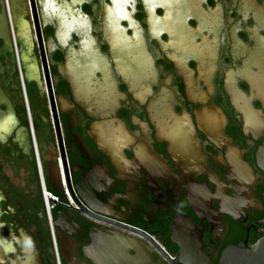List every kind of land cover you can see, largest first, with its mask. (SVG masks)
<instances>
[{"label":"flooded vegetation","instance_id":"flooded-vegetation-1","mask_svg":"<svg viewBox=\"0 0 264 264\" xmlns=\"http://www.w3.org/2000/svg\"><path fill=\"white\" fill-rule=\"evenodd\" d=\"M34 3L59 129L28 3L45 112L0 129V264H129L116 238L218 264L264 238V0Z\"/></svg>","mask_w":264,"mask_h":264},{"label":"water","instance_id":"water-1","mask_svg":"<svg viewBox=\"0 0 264 264\" xmlns=\"http://www.w3.org/2000/svg\"><path fill=\"white\" fill-rule=\"evenodd\" d=\"M29 3V7L31 9L32 21L35 28V34L37 39V44L40 52L41 59V70L43 72L45 83L47 84V91L50 95V106L51 113L53 115V123L56 130L59 129L58 120L56 115L55 104L52 98V92L50 88L49 82V74L47 63L44 54V46L41 36V28L39 26L37 12L35 8L34 0H27ZM5 11L8 18V23L10 27L11 36L13 38V45L15 50V55L17 58L18 66H20V62L22 61L24 64V72L20 71V78H22V74H24L26 79L35 80L39 83L38 77V68L34 60L29 57L30 53V28L28 21L23 17L18 15V11L16 6L13 4V0H4ZM0 34L3 32L0 30ZM16 41L19 42L21 46H23V50L19 53L16 48ZM25 49V50H24ZM21 85L23 88V82L21 81ZM23 95L25 97L24 89ZM9 126V122L7 119H3L0 121V129L4 130ZM132 241L127 238H116L113 242V251L115 258L123 259L125 262L129 264H143L146 260H148L147 251L144 247L139 245H133ZM131 247L135 251V256H131L128 252V248ZM182 254H186L187 258L191 259L190 261L180 260L179 253L178 259H168L171 264H212L211 261L207 260V258L202 257L198 254V252L183 250ZM218 264H264V238L260 239L250 247L245 244H232L224 248L221 252L219 263Z\"/></svg>","mask_w":264,"mask_h":264},{"label":"trees","instance_id":"trees-1","mask_svg":"<svg viewBox=\"0 0 264 264\" xmlns=\"http://www.w3.org/2000/svg\"><path fill=\"white\" fill-rule=\"evenodd\" d=\"M0 9L3 14L2 28L4 33L0 34V94L6 99V102H0V108L2 110L10 108L15 113L19 125L25 128L29 138V114L32 118V128L36 132L42 128V121L35 114L45 112V110L39 101L34 82L26 79L24 74L20 78V71L24 72V64L22 61L20 62L19 58L20 66L17 63L4 0H0ZM16 48L19 53L23 50V46L18 41H16Z\"/></svg>","mask_w":264,"mask_h":264},{"label":"rangeland","instance_id":"rangeland-1","mask_svg":"<svg viewBox=\"0 0 264 264\" xmlns=\"http://www.w3.org/2000/svg\"><path fill=\"white\" fill-rule=\"evenodd\" d=\"M124 1L130 3V0H124ZM168 1L171 2V0H168ZM13 4L16 6V9L18 11V15L23 17L24 19H27L28 12H29L28 11L27 0H13ZM2 22H3V14H2V11L0 9V30L3 32V28H2L3 24H2ZM0 102H6V99L4 98V96H1V94H0ZM6 110L7 111H4V112L0 111V118L4 117L7 120L11 121L12 122V127L18 129L17 128L18 127L17 119H16L15 115L13 114L12 111H10V108H8ZM8 114H10V115L8 116ZM17 132H18V134L22 133L21 130H18Z\"/></svg>","mask_w":264,"mask_h":264}]
</instances>
